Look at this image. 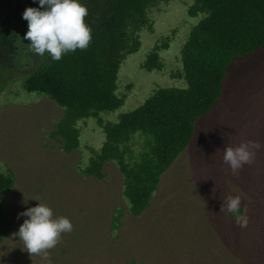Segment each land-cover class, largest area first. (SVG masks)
<instances>
[{
	"label": "rangeland",
	"instance_id": "374dc122",
	"mask_svg": "<svg viewBox=\"0 0 264 264\" xmlns=\"http://www.w3.org/2000/svg\"><path fill=\"white\" fill-rule=\"evenodd\" d=\"M191 3L173 0L150 9V24L139 33L140 49L126 56L119 70L118 93L126 96L125 104L103 113L106 120L117 121L158 87L186 85L181 48L200 18L189 15ZM164 42L163 69L148 71L143 67L148 54ZM230 70L219 102L197 120L191 143L161 175L139 216L129 211L116 162H107L103 179L81 173L90 147L99 149L105 139L97 120L80 122L81 145L65 152L53 136L63 109L45 95L27 92L21 77L7 83L0 92V170L15 177L4 194L15 229L3 236L0 264H264V49L236 58ZM143 141L135 136L133 158ZM248 141L260 147L253 149L252 163L233 174L224 149ZM229 196L240 197L246 227L220 211ZM39 202L73 225L46 256L29 254L15 235L27 219L18 214Z\"/></svg>",
	"mask_w": 264,
	"mask_h": 264
},
{
	"label": "trees",
	"instance_id": "16d2710c",
	"mask_svg": "<svg viewBox=\"0 0 264 264\" xmlns=\"http://www.w3.org/2000/svg\"><path fill=\"white\" fill-rule=\"evenodd\" d=\"M170 1L80 0L87 8L85 22L91 28L88 47L64 54L59 61H52L47 52L40 56L30 50L31 66L20 69L16 65V38L19 29L27 26L22 13L38 4L33 0H0V92L21 77L27 92L45 95L60 106L64 112L53 136L68 153L81 145L80 122L95 118L105 139L99 149L90 147L81 173L103 179L107 162H116L134 216L148 208L161 175L191 143L197 120L219 102L234 60L264 49V0H192L188 13L200 18L181 48L180 76L186 85L158 87L117 121L106 120L103 113L115 112L125 104L126 96L118 93L119 70L126 56L140 49L139 33L150 24V9ZM167 47L168 42L156 46L143 67L162 70L160 51ZM136 135L144 141L141 152L133 158L131 146ZM14 184L13 172L0 170V243L15 229L4 208V194ZM118 218L119 214L114 217V229L118 228Z\"/></svg>",
	"mask_w": 264,
	"mask_h": 264
},
{
	"label": "clouds",
	"instance_id": "9594fccd",
	"mask_svg": "<svg viewBox=\"0 0 264 264\" xmlns=\"http://www.w3.org/2000/svg\"><path fill=\"white\" fill-rule=\"evenodd\" d=\"M38 7H27L22 19L27 21L28 30L24 35L30 41V50L43 56L46 52L52 61H59L62 55L77 49H86L92 39L91 28L86 24V6L80 0H33ZM260 144L256 141L241 143L224 149L223 160L233 174L245 164L253 161L254 151ZM39 201V200H37ZM240 197L229 196L221 205L220 211L231 214L239 227L248 224V218L241 212ZM27 217L15 234L23 241L31 255L44 254L56 246L61 235L70 233L73 225L69 218L54 217L53 210L46 204L38 203L18 214Z\"/></svg>",
	"mask_w": 264,
	"mask_h": 264
},
{
	"label": "water",
	"instance_id": "95a60500",
	"mask_svg": "<svg viewBox=\"0 0 264 264\" xmlns=\"http://www.w3.org/2000/svg\"><path fill=\"white\" fill-rule=\"evenodd\" d=\"M29 44V40L23 44L16 61V64L18 65L19 63L18 66L23 69L30 67V64L33 62Z\"/></svg>",
	"mask_w": 264,
	"mask_h": 264
},
{
	"label": "flooded vegetation",
	"instance_id": "af4514ba",
	"mask_svg": "<svg viewBox=\"0 0 264 264\" xmlns=\"http://www.w3.org/2000/svg\"><path fill=\"white\" fill-rule=\"evenodd\" d=\"M26 8H24V10H25ZM27 30H28V27L26 26V27H21V29H19V31H18V36H17V38H16V43H17V45L19 46L18 47V54L20 53V49L22 48V46H23V44L25 43V42H27L28 40H25L24 39V35H25V33L27 32Z\"/></svg>",
	"mask_w": 264,
	"mask_h": 264
}]
</instances>
